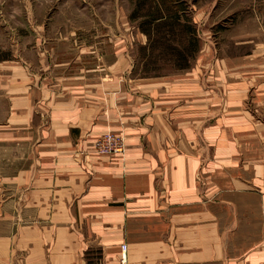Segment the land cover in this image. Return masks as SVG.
I'll use <instances>...</instances> for the list:
<instances>
[{
  "label": "crops",
  "instance_id": "crops-1",
  "mask_svg": "<svg viewBox=\"0 0 264 264\" xmlns=\"http://www.w3.org/2000/svg\"><path fill=\"white\" fill-rule=\"evenodd\" d=\"M241 33L144 79L128 40L90 69L0 61V264H264V40Z\"/></svg>",
  "mask_w": 264,
  "mask_h": 264
},
{
  "label": "rangeland",
  "instance_id": "rangeland-1",
  "mask_svg": "<svg viewBox=\"0 0 264 264\" xmlns=\"http://www.w3.org/2000/svg\"><path fill=\"white\" fill-rule=\"evenodd\" d=\"M240 32L256 45L264 40V0H0V61L39 76L55 60L79 57L93 68L99 58L114 56V42L115 54L123 52L118 44L126 40L133 78L172 75L200 68L203 43L221 58L235 53L230 38ZM254 46L241 53L251 55Z\"/></svg>",
  "mask_w": 264,
  "mask_h": 264
},
{
  "label": "built area",
  "instance_id": "built-area-1",
  "mask_svg": "<svg viewBox=\"0 0 264 264\" xmlns=\"http://www.w3.org/2000/svg\"><path fill=\"white\" fill-rule=\"evenodd\" d=\"M95 154L97 156H124L127 151L126 138L122 134L105 132L95 143ZM121 264H127V245H121Z\"/></svg>",
  "mask_w": 264,
  "mask_h": 264
},
{
  "label": "trees",
  "instance_id": "trees-1",
  "mask_svg": "<svg viewBox=\"0 0 264 264\" xmlns=\"http://www.w3.org/2000/svg\"><path fill=\"white\" fill-rule=\"evenodd\" d=\"M156 17H157V16H156ZM156 17H155V18H156ZM169 17H172V15L170 14ZM173 17H174V16H173ZM157 19H158V18H157ZM157 19H153L151 22L154 23V22H156ZM162 22H163V21H162ZM159 25L162 26V25H166V24H165V22H164V23H158V24H157V26H159ZM192 31H193V32H192L193 35H195V36H194V43H195L196 45H198L199 40H197V38H196L195 28H192Z\"/></svg>",
  "mask_w": 264,
  "mask_h": 264
}]
</instances>
